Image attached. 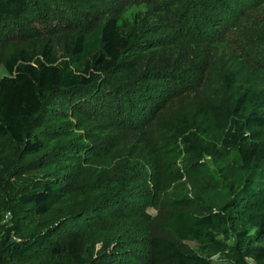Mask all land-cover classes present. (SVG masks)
Wrapping results in <instances>:
<instances>
[{"label": "trees", "instance_id": "16d2710c", "mask_svg": "<svg viewBox=\"0 0 264 264\" xmlns=\"http://www.w3.org/2000/svg\"><path fill=\"white\" fill-rule=\"evenodd\" d=\"M41 1L46 10L67 15L79 27L64 33L67 60L55 55L51 38L14 49L5 60L7 74L0 78V144L9 140L20 150L7 170L9 175L0 174V264H21L30 255L50 258L49 263L39 264H114L111 252L86 258L77 231L68 228L109 208L105 199L73 208L77 199L66 182L97 153L93 140L80 133L81 124L56 108V101L70 105L74 116L115 115L126 132L153 124L157 138L150 137L147 145L161 156L166 174L173 173L180 180L205 173L208 168L202 160L206 157L219 160L238 153L244 174L208 212L192 211L188 197L164 202L173 211L158 227L170 231L176 240L153 236L147 264H214L208 255L185 252L179 245L183 241L197 242L205 252L215 248L233 264H264V115L254 109L257 93L245 90L234 95L232 105L193 101L180 111L157 116L154 107L161 103L160 86L156 94L143 91L150 86H137L152 105L156 103L150 106L130 92L120 97L123 89L117 82L114 85L131 61L159 49L161 36L170 33L149 28L147 5L125 7L89 23L87 17L104 0ZM179 1L161 0L155 11L165 13L179 7ZM228 1L234 3L192 0L196 9L186 13L181 29L188 28L192 17H200L197 9L205 10V3L221 7ZM36 6L37 0H0V35L24 26ZM259 46L264 47V32ZM226 78L231 85L232 75ZM114 93L117 101L109 100ZM61 114L64 117L59 118ZM53 119L61 125L51 126ZM181 159L183 165L178 164ZM26 171L39 175L11 182ZM6 182L11 190L4 199L1 191ZM7 210L12 215L9 224L2 213ZM232 227H239L234 234Z\"/></svg>", "mask_w": 264, "mask_h": 264}, {"label": "rangeland", "instance_id": "374dc122", "mask_svg": "<svg viewBox=\"0 0 264 264\" xmlns=\"http://www.w3.org/2000/svg\"><path fill=\"white\" fill-rule=\"evenodd\" d=\"M160 1L104 0L98 10L87 17L91 20L89 23H93L125 7L147 5L149 28L170 32L161 36L163 45L159 49L141 54L130 62L127 72L116 77L114 85L117 82L123 89L119 92L120 97L125 98V93L130 92L132 97L151 106V101L136 88L140 84L150 86L143 91L156 94L160 86L161 103L154 107L158 116L180 111L193 101L232 105L234 95L254 90L258 96L254 109L264 115V47L259 46V37L264 32V0L228 1L223 7L205 3L206 9H197L201 11L200 17H192L186 29H181V22L184 23L186 13L196 9V4L192 0H180L179 7L159 13L155 8ZM47 8L37 0L36 10L28 15L24 26H16L0 35V78L7 74L4 63L11 51L28 44H39L51 38L59 60L69 58L64 50V33L79 26L67 15ZM228 73L232 75L231 85L226 78ZM113 89L111 85L110 90ZM115 93L108 99L117 101L119 96ZM55 106L72 115L82 126L80 133L91 138L96 147L97 156L79 165L66 182L77 199L73 208L101 199L107 201L108 211L94 213L92 219L82 218L68 226L77 231L82 252L88 259L101 252H111L114 264H147L149 242L153 236L176 240L170 231L158 227V223L173 211L164 204L167 199L188 197L192 202L190 209L204 214L229 193L244 174L239 155L233 152L219 160L204 158L202 161L208 168L205 173L180 180L173 173L166 174L161 156L159 158L147 145L150 137L157 138L153 124L126 132L115 115L90 118L79 113L74 116L70 105L56 101ZM62 117L63 114L59 116ZM50 125L61 124L53 119ZM19 150L12 141L2 140L0 174L9 175L10 170H7L18 157ZM183 163V159L178 161L179 165ZM38 175L37 171H26L12 177L11 182L20 183ZM8 190L11 188L6 182V188L1 191L4 199ZM215 191L219 196L214 194ZM2 213L4 222L9 224L11 211ZM238 228L232 227L233 234ZM179 245L185 252L210 256L214 264H233L215 248L205 252L193 241L179 242ZM42 262L49 263L50 258L30 255L21 264Z\"/></svg>", "mask_w": 264, "mask_h": 264}]
</instances>
